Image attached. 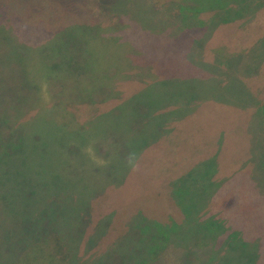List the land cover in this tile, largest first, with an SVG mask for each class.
Instances as JSON below:
<instances>
[{"label": "rangeland", "instance_id": "obj_1", "mask_svg": "<svg viewBox=\"0 0 264 264\" xmlns=\"http://www.w3.org/2000/svg\"><path fill=\"white\" fill-rule=\"evenodd\" d=\"M167 2L0 0V264H264V0Z\"/></svg>", "mask_w": 264, "mask_h": 264}, {"label": "trees", "instance_id": "obj_2", "mask_svg": "<svg viewBox=\"0 0 264 264\" xmlns=\"http://www.w3.org/2000/svg\"><path fill=\"white\" fill-rule=\"evenodd\" d=\"M203 1L204 0H192L191 4L200 3ZM166 2H167V0H151V3L159 6V9L161 11L167 10V9H169L175 5V4H170V3H168V2L166 3ZM195 9H197V8H195ZM183 27H186V25L183 24ZM3 89L5 90V92H7V91L10 93L15 92L12 87L9 88V84H7V83L4 84ZM108 98H110V97L105 96L103 98V100H106ZM38 99H39V97H38ZM155 100H156V98L153 97L152 103H154V102L156 103ZM152 103H150V104H152ZM45 104L46 103L43 102L41 99L40 106L45 107L46 106ZM139 106L146 108V104L144 103L143 100H141V101L139 100ZM142 110L146 112L145 109H142ZM68 114H69V111L67 113H65L66 116ZM122 114H123V112H122ZM141 116H143V115H141L138 112H135L134 117H141ZM30 117L33 118V116H30ZM30 119L31 118L28 117L21 122H22V124L27 123ZM105 119L108 120V118H105ZM123 126L124 125L121 122H119L118 127H123ZM124 127H126V126H124ZM162 197H163V188H154V190H150L146 195H142L140 197L139 201H137L138 202L137 204L139 205V207H141L140 211L142 214L146 215L147 217L149 216L153 219L158 220L157 222H159V221L165 222V223H163V225L165 227H159L158 228L156 226V224H154L152 222H149L146 226V228H147L146 232L149 234L151 233V235H152V237H150V244H145V243H142L141 241H140V243L144 246V248H143L144 252H147L150 255H152V254L156 255V253H154L152 250L156 246L159 248L158 242L159 243H161V242L165 243V242H167L168 239H169V241L171 240V238H170L171 237V231L170 230L172 228H174L176 223H179V221H181V215L179 213L180 212L179 209L174 207L173 208L174 211L172 213H167L166 210L161 206V204H162L161 200L164 199V197H163V199H162ZM124 213H125V211H123V214ZM120 214H122V213H120ZM124 216H125V214H124ZM114 226L116 227V229L120 233H122V235H124L127 232V230H125L126 224L120 220V215H118L117 221H114ZM159 226H161V225H159ZM166 227H168V229ZM164 229L166 231H164ZM54 236L52 235L49 238H46L44 241L40 242L39 244L35 245L34 247L32 246V248H30V252L32 254H35V255L43 254L42 262L40 264H66L65 258L67 257V253H66V250L65 251L63 250L64 245L60 244V239L58 236H57L58 238H55ZM163 239H165V240H163ZM23 254H24V252L20 255L19 258H21ZM18 256H17V258H18ZM62 256H63V261H62ZM154 260H155V258L153 257L152 261H154ZM105 262H108V261H105ZM144 262H146V261H144ZM102 263H104V262H102ZM79 264H84V263H83V261L79 260ZM110 264H112V263L110 262ZM120 264H125V261L123 260ZM138 264H144V263L140 262Z\"/></svg>", "mask_w": 264, "mask_h": 264}]
</instances>
